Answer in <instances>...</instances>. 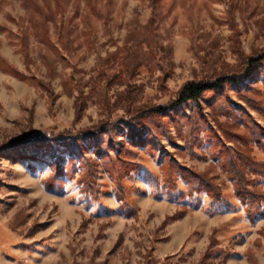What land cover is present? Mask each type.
<instances>
[{
	"label": "rangeland",
	"instance_id": "374dc122",
	"mask_svg": "<svg viewBox=\"0 0 264 264\" xmlns=\"http://www.w3.org/2000/svg\"><path fill=\"white\" fill-rule=\"evenodd\" d=\"M230 4L0 0V144L42 154L0 159V264H264V202L238 196L264 195L246 166L264 163L263 75L207 94L202 111L146 115L157 139L116 123L129 86L135 108L165 106L186 83L238 68L240 47L264 50V0H238L233 24ZM104 121L116 125L96 138L54 140Z\"/></svg>",
	"mask_w": 264,
	"mask_h": 264
},
{
	"label": "trees",
	"instance_id": "16d2710c",
	"mask_svg": "<svg viewBox=\"0 0 264 264\" xmlns=\"http://www.w3.org/2000/svg\"><path fill=\"white\" fill-rule=\"evenodd\" d=\"M238 0H231L230 4V17H231V23L233 24L234 15L233 12L236 9ZM152 6H155V1L153 2ZM237 44L240 47L239 41H236ZM239 53V66L238 68L234 69L232 72H227L224 74H220L218 76L207 78V79H201V80H193L188 83H186L179 93L177 94V97L169 102V104L165 106H143L140 108H135L133 101L130 99L134 98V93H137L138 89L136 86H129L128 87V95H127V116L124 117L121 121H117V124H125L129 130L137 132L139 135L143 136L145 133H149L154 139H157V135L153 132L152 129H149L140 121L146 117L148 114H159L165 117L175 118L174 116L178 115L181 111H184V109L189 106L190 104H193L197 106L199 110L202 111L203 102L206 100V95L209 93H216V94H223L227 91L229 87L235 88L237 92L243 91L242 88H248V86L251 85L253 80V76H264V50L259 51L258 53L254 55H246L241 47L238 49ZM42 86L46 88L48 91L50 90V87L48 85H45L42 83ZM83 95H81L77 101V109L79 111L83 108V101H84ZM245 100V99H243ZM248 101V100H247ZM227 109H223L224 111ZM133 110L135 113L131 111ZM116 123H110V122H102L99 124V126L92 127L90 129L81 130L78 133H69L66 132L65 134H60L56 137H54V140L57 141H72L73 144L77 143L81 140H88L90 138H96L102 134H105L108 132L109 128L115 127ZM166 127H162V130L166 132ZM254 135L259 136L258 134L261 133V130L254 129ZM258 138V137H257ZM43 139H36V141H40ZM46 140L52 141L53 138H46ZM35 141V140H33ZM259 145L262 149H264V142L260 141ZM30 142L27 140H17L12 143H5L0 144V159L2 158H11V159H22V158H29V159H36L42 157L41 153L33 152L30 148H27L29 146ZM27 145V146H26ZM69 146V144H68ZM31 150V151H29ZM230 159V158H229ZM231 162V159H230ZM247 167L251 168L252 171L256 174H261L264 176V163L256 162L255 160H252ZM233 169L236 170L235 176L236 178H242L243 174H241V171L239 169H236V167L233 166ZM232 169V170H233ZM170 172L167 171L166 173V179L165 186L167 188H172L171 190H174L173 187L176 188V180L175 178H172L170 176ZM153 180L156 181L155 178ZM242 180V179H240ZM239 180V181H240ZM200 181L203 184V187L201 188H207L208 193L210 194V197L212 198V205L213 207L216 206H222L225 204L226 201H224L219 194L217 193V189H212L211 183L203 177V179L200 178ZM244 183V181H243ZM171 185L173 187H171ZM193 187V188H192ZM190 194L187 196L192 197L194 193H198L201 191L199 187H196L195 185H192ZM238 196L240 199L250 208H254V205L258 202H264V195H260L253 192H248L246 188L240 187L238 188ZM257 203V204H258Z\"/></svg>",
	"mask_w": 264,
	"mask_h": 264
}]
</instances>
